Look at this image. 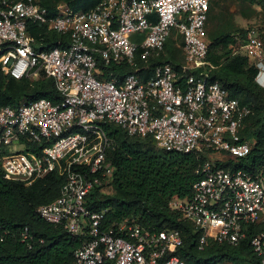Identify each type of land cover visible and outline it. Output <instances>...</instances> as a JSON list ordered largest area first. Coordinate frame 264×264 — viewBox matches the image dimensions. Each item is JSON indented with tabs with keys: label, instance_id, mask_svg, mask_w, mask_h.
Instances as JSON below:
<instances>
[{
	"label": "built area",
	"instance_id": "built-area-1",
	"mask_svg": "<svg viewBox=\"0 0 264 264\" xmlns=\"http://www.w3.org/2000/svg\"><path fill=\"white\" fill-rule=\"evenodd\" d=\"M210 5L102 0L89 11L60 7L51 15L36 0H0V67L15 79L52 77L61 94L58 102L39 98L0 107V169L26 184L51 172L63 177L59 195L38 213L72 236H85L75 264H186L177 254L180 230L148 229L133 217L111 220L107 208L90 203L94 188L114 180L116 167L107 160L110 124L129 136H151L162 150L205 156L192 194L174 196L170 208L194 225L200 250L210 242L237 246L249 238L264 264V164L245 169L227 163L251 150L240 130L253 110L209 79ZM30 21L69 35V44L43 47L29 32ZM173 28L184 54L178 67L162 61L146 78L128 73L123 79L106 77L99 67L134 65L138 57L150 63L166 51ZM244 49L264 86V41L255 28ZM29 237L26 228L22 240Z\"/></svg>",
	"mask_w": 264,
	"mask_h": 264
},
{
	"label": "trees",
	"instance_id": "trees-1",
	"mask_svg": "<svg viewBox=\"0 0 264 264\" xmlns=\"http://www.w3.org/2000/svg\"><path fill=\"white\" fill-rule=\"evenodd\" d=\"M36 1L55 15L60 7L68 12L89 11L102 0ZM211 9L212 0L209 18ZM28 29L43 47L69 44V35L49 30L46 24L30 21ZM176 45L169 38L166 44L169 57L164 52L150 63L138 57L134 65L100 62L99 67L106 77L123 79L128 73H136L146 78L152 74L153 66L162 61L179 66L182 59L176 56ZM236 45L237 37L231 32L221 34L209 43L207 59L214 67L208 69V76L212 81H219L230 97L253 110L240 130L241 139L249 141L251 150L246 157L239 160L229 158L227 163L254 169L264 164V89L256 80L258 67L248 55L236 53ZM39 98L54 102L61 100L52 77L42 74L37 78L15 79L0 67V107H15L21 102ZM107 130L113 139L107 160L116 167L112 183L114 194L101 196L99 191L102 189L96 187L90 194V203L97 209L107 208V216L111 220L133 217L148 229L180 230L186 243L177 254L186 264H218L226 259L261 264L253 253L249 238L237 246L210 242L200 250L194 225L179 211L170 208L169 202L174 196L192 194L194 182L201 177L197 168L205 156L162 149L157 153L142 141L144 138L153 140L151 136H129L114 124L107 126ZM31 149L39 151L34 146ZM63 182L62 176L51 172L26 184L6 178L0 169V237H3L0 240V264H75V251L85 236H72L63 226L46 221L38 213V207L59 195ZM26 228L30 237L22 240V232Z\"/></svg>",
	"mask_w": 264,
	"mask_h": 264
},
{
	"label": "rangeland",
	"instance_id": "rangeland-1",
	"mask_svg": "<svg viewBox=\"0 0 264 264\" xmlns=\"http://www.w3.org/2000/svg\"><path fill=\"white\" fill-rule=\"evenodd\" d=\"M264 0H212V9L210 18L207 23V40L212 42L217 36L231 32L237 37L236 53L247 55L244 49L245 41L248 38L249 30L255 28L264 41ZM246 31L247 33H244ZM246 34V35H245ZM170 38L176 45V56L183 60V50L181 48V35L176 28L171 31ZM180 46V47H178ZM168 55V52L165 51ZM169 57V55H168ZM181 60V61H182ZM251 60V59H250ZM264 89V86L260 84ZM147 143V146L152 148L155 152H162L156 145L155 141L144 138L142 141ZM18 149L22 147L18 146ZM101 196L114 194V186L110 185L99 191ZM186 238H182L183 246ZM218 264H251L249 260L243 262H235L231 260H224Z\"/></svg>",
	"mask_w": 264,
	"mask_h": 264
}]
</instances>
